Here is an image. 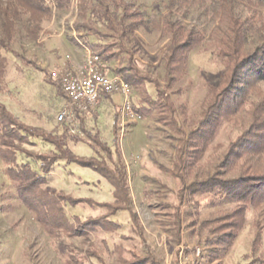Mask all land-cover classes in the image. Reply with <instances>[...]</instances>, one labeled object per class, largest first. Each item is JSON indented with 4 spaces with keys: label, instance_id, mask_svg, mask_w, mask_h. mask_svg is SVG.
Wrapping results in <instances>:
<instances>
[{
    "label": "rangeland",
    "instance_id": "1",
    "mask_svg": "<svg viewBox=\"0 0 264 264\" xmlns=\"http://www.w3.org/2000/svg\"><path fill=\"white\" fill-rule=\"evenodd\" d=\"M44 1L50 6L52 0ZM125 1L132 11L143 15L144 24L128 30L120 42L124 50L118 52L120 46L112 48L113 56L109 59L105 58L108 53H100L90 47L93 44L105 46L110 39L105 37L108 33L100 23L87 21L88 13L83 19L79 0H74L67 11L52 10L50 19L42 24V31L35 41L25 39L24 29L27 25L26 16H23V20L17 24L11 50L23 55L44 72L27 66L12 52L3 50L8 67L0 100L8 112L34 131L64 134L65 149L79 158L105 156L94 144V139H97L110 148L115 160L113 120L115 112L120 110L122 161L127 172L132 209L142 225L144 240H121L122 236H133L131 221L126 212H119L110 218L121 225L118 231L100 232L85 238L52 239L21 204L0 161V264H100L94 258H84L90 245L98 249L105 264H113L117 256L112 252L117 244H123L126 249L134 248L139 255L150 251L159 264H254L250 258L245 259L250 256L254 240L252 211L247 213L246 225L228 247L218 245L215 236L211 234L212 226H205L204 223L228 213L232 205L210 206L206 199H200L196 205L197 199L190 201L185 198L179 233H175L169 214L174 212L171 207L179 203V184L162 168L171 170L177 160V136L159 123L155 115L140 118L134 113L133 107L139 108L143 91L130 87L128 99L132 117L120 95H107L100 99L96 107L88 113L77 115L71 123L58 120L67 100L59 81L51 74L82 68L88 55L97 54L108 75L119 74L121 77L120 71L126 70L128 59L131 58L140 74L149 76L161 90H165L164 56L170 41L152 27V22L161 20L168 12L172 13L174 21L204 35L202 44L189 55L184 78L167 91L186 135L199 118L207 83L216 81L223 67L210 40L216 25L212 13L213 0H186V5L176 4L171 8L167 7L168 0ZM254 9L264 18V5L253 6L249 0H237L234 11L238 18L245 20L253 14ZM82 24L88 25L101 36L90 34L86 36L87 43L83 40H77L78 44L73 43L72 39L76 40L84 33L76 32L74 27ZM252 43L253 38L249 36L248 47ZM260 86L264 90V82ZM144 87L147 95L154 98V86L145 83ZM247 125L248 118L244 115L235 123H224L200 164L186 178V184L212 175L228 142L234 140ZM70 135H77L82 142L74 143L69 139ZM29 140L33 145H22L23 150L34 154L54 151L52 145L38 138L30 137ZM27 161L39 171L37 161L18 154V162ZM46 178L50 188L72 198H86L98 203L113 201V189L108 182L91 169L74 163L57 161ZM65 212L70 219L83 221L100 216L105 210L91 208L89 205H65ZM255 258V261H264V235Z\"/></svg>",
    "mask_w": 264,
    "mask_h": 264
},
{
    "label": "trees",
    "instance_id": "2",
    "mask_svg": "<svg viewBox=\"0 0 264 264\" xmlns=\"http://www.w3.org/2000/svg\"><path fill=\"white\" fill-rule=\"evenodd\" d=\"M73 1L52 0L49 6L44 0H0V91L4 90V76L8 67L3 50L12 52L27 66L44 72L35 63L11 50L17 34V24L23 20V16H26L27 25L24 29L25 39L35 41L42 31V24L50 19L52 10L67 11ZM236 2L237 0H213L212 13L216 25L210 34V40L223 67L216 81L207 83L200 116L187 135L177 119V109L167 91L184 78L190 53L204 40L201 32L187 29L174 21L171 12L161 20L152 22V27L170 41L164 56L165 90H161L149 76L140 74L131 58L128 59L126 70L120 71V74L131 88L144 92L139 108L133 107L134 113L140 118L155 115L159 123L177 136V160L171 170L162 168L179 184V203L171 207L174 212L169 214L175 233H179L185 198L190 201L197 199L196 205L200 199H206L210 206L232 205L228 213L204 223L205 226H212L211 234L215 236L216 243L228 247L243 230L247 223V213L252 211L254 240L250 256L245 259L250 258L254 264H264L262 260H254L257 259L255 253L264 235V90L260 86L264 82V18L255 9L245 20L238 18L234 11ZM249 3L262 6L264 0H249ZM176 4L183 6L187 3L186 0H168L167 7L171 8ZM78 6L84 20L88 13V22L100 23L106 29L108 35L105 37L110 42L105 46L90 45L93 50L108 53L105 55L106 59L113 56L112 48L120 46L118 52L124 50L120 42L128 30L144 24L143 15L132 11L125 0H79ZM74 30L79 33L84 31L76 40L72 39L75 44L80 40L87 43L86 36L90 34L101 36L84 24L75 25ZM249 36L253 38L251 47H248ZM145 83L154 86V98L147 95ZM241 115L248 118V125L234 140L228 142L213 174L186 184V178L200 164L221 126L224 123H235ZM120 117V110L116 111L112 131L115 160L110 148L97 139H94V144L105 156L79 158L65 149L64 134L34 131L8 112L0 100V161L5 175L21 204L52 239L85 238L100 232L118 231L121 225L110 218L119 212H126L131 221L133 236H122L121 240H144L142 225L132 209L127 172L122 161ZM30 137L49 143L54 151L49 154H34L23 150L22 145H33ZM69 139L74 143L82 142L77 135H70ZM18 154L37 161L39 171L29 161L18 162ZM61 160L91 169L101 176L113 189V201L98 203L86 198H72L50 188L46 175ZM65 205H89L91 208L104 209L105 213L83 221L78 218L70 219L65 212ZM112 254L117 256L113 264H159L150 251L139 255L134 248L126 249L123 244L115 245ZM84 258H94L98 263L105 264L94 245L88 247Z\"/></svg>",
    "mask_w": 264,
    "mask_h": 264
},
{
    "label": "built area",
    "instance_id": "3",
    "mask_svg": "<svg viewBox=\"0 0 264 264\" xmlns=\"http://www.w3.org/2000/svg\"><path fill=\"white\" fill-rule=\"evenodd\" d=\"M51 75L59 81L67 100L58 116L59 122L71 123L77 115L88 113L96 107L100 99L107 95H120L132 117L128 99L131 91L129 84L119 74L108 75L97 54L88 55L82 68Z\"/></svg>",
    "mask_w": 264,
    "mask_h": 264
},
{
    "label": "crops",
    "instance_id": "4",
    "mask_svg": "<svg viewBox=\"0 0 264 264\" xmlns=\"http://www.w3.org/2000/svg\"><path fill=\"white\" fill-rule=\"evenodd\" d=\"M113 97V96H112Z\"/></svg>",
    "mask_w": 264,
    "mask_h": 264
}]
</instances>
